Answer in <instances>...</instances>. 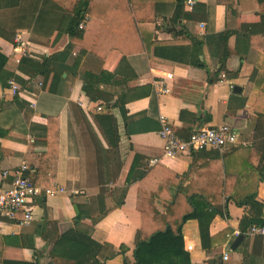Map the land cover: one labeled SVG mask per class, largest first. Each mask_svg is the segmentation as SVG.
I'll use <instances>...</instances> for the list:
<instances>
[{"label":"crops","instance_id":"obj_1","mask_svg":"<svg viewBox=\"0 0 264 264\" xmlns=\"http://www.w3.org/2000/svg\"><path fill=\"white\" fill-rule=\"evenodd\" d=\"M133 1L134 12L121 0H84L83 47L63 33L69 14L56 2L0 0V172L24 162L32 181L36 167L50 178L35 186L65 189L35 197L26 225H0V264H131L138 193L163 213L181 187L225 203L209 220L208 237L229 230L221 243L202 247L198 221L185 220L186 264H264V238L245 234L264 215V180L242 206L217 196L221 165L258 167L264 177V90L254 82L258 53L264 55V0H194L191 10L183 0ZM17 33L26 42L21 49L14 48ZM8 80L19 86L16 95ZM157 81L169 92L157 94ZM87 83L92 102L82 90ZM159 115L180 138L227 124L236 142L223 151L161 157ZM234 231L241 238L230 248ZM62 236L76 246L60 243ZM77 243L86 252L65 258L69 248L84 249Z\"/></svg>","mask_w":264,"mask_h":264},{"label":"trees","instance_id":"obj_2","mask_svg":"<svg viewBox=\"0 0 264 264\" xmlns=\"http://www.w3.org/2000/svg\"><path fill=\"white\" fill-rule=\"evenodd\" d=\"M60 5V8L66 11L67 15L66 25L64 27L63 33H66L70 37H75L81 40L82 46L84 47V27L82 29H77V23L81 19L82 14L84 13V0H52ZM180 1V0H176ZM123 5H126L127 9L134 12L135 2L133 0H121ZM128 4L130 6L128 7ZM62 18V17H61ZM226 38V34L218 35V37ZM66 48H69L67 46ZM43 58L40 62H36L35 67L42 66L41 64L45 62ZM73 57H69L66 60V65L71 64ZM21 61H29L27 59H22ZM20 61V62H21ZM74 61V60H73ZM73 63V62H72ZM219 65V69L222 68L223 61L218 59L216 61ZM255 67L257 73L255 76L254 82L261 84L262 90H264V55L263 53H258V59L255 62ZM36 69V68H35ZM218 69V70H219ZM89 77H93V82H95L96 74L92 73ZM82 80L84 81V72L81 73ZM83 92L88 95L89 100L92 102L93 93L92 86L87 83V85L82 86ZM49 118V117H48ZM114 133L108 127V133ZM39 156L38 160L41 163L42 158ZM258 167H235L234 169H229L225 165L219 167L220 175L222 177L220 185L222 188L217 191V196L219 197L223 193L224 197L227 200H231L234 204L242 206L247 198H252L256 192V185L259 181L264 180V177L259 174ZM36 176L32 183L45 182L46 184L50 178L44 177L42 172V167H36ZM144 173H137V181L143 178ZM253 176L255 179H253ZM253 179L252 187H248L247 184ZM125 187H122L120 190L121 196L124 193ZM189 196H199L202 198L203 202H194L189 200ZM100 197V196H98ZM136 199V210L140 215V227H139V238L134 247L133 258L134 261L131 264H186L188 263L187 254L182 250V238H181V225L182 223L189 219L194 218L198 221V233L199 239L202 247L211 246L216 242L221 243L229 230L225 229L222 232L218 233L215 236L208 237L207 234V224L209 220L215 214H223V208L225 203L219 199L211 201V198L207 194L203 193H189L187 188L181 187L178 189L176 194L172 198V202L166 206L165 212L158 213L155 211L151 202L143 201L139 193ZM189 200V201H188ZM122 201V198L118 200L116 205H119ZM97 202L95 204H98ZM115 205L110 204L103 212L100 213V216L106 212L112 210ZM95 221V220H92ZM261 221V220H260ZM260 221L256 222L259 223ZM238 234H241V231H238ZM61 237L60 243L66 245L74 244L76 242L72 240H67ZM204 241H207L205 244ZM78 246H80V243ZM84 249L71 250L69 248V253H66L65 258H71L76 260L83 252H86V245L80 246ZM215 262L211 261L209 264H214ZM102 264V263H100ZM124 264H129L124 262Z\"/></svg>","mask_w":264,"mask_h":264},{"label":"built area","instance_id":"obj_3","mask_svg":"<svg viewBox=\"0 0 264 264\" xmlns=\"http://www.w3.org/2000/svg\"><path fill=\"white\" fill-rule=\"evenodd\" d=\"M194 0H183V5L186 10H191ZM86 21V16L82 14L81 19L77 23V29H82ZM198 27L202 28L203 23H198ZM14 48L21 49L26 45L20 33L15 34L13 38ZM223 76L219 73V77ZM155 92L157 94L168 93L169 90L162 82H154ZM8 90L12 95H16L19 86L12 80L7 81ZM77 105L81 106V101H77ZM33 106V102L29 103ZM100 109L99 106L96 107ZM159 129L157 134L162 140L161 157L174 158L178 155L188 154L194 151L204 149H214L223 151L228 146L236 142L237 134L227 124L216 126H203L191 131L185 138H180L175 135L172 127L167 123L163 116H158ZM159 158H153L150 163L158 161ZM30 168L24 162H21L17 167L4 169L0 172V225L2 223L13 222L18 225H26L32 218L33 199L40 195L54 196L64 193L63 187L52 185L50 187H37L32 183L29 177ZM245 234L249 236H259L264 238V215L259 223L251 224L245 230ZM233 235H238L234 231ZM185 250H191L190 244H184ZM227 258L226 254L222 255V259Z\"/></svg>","mask_w":264,"mask_h":264},{"label":"water","instance_id":"obj_4","mask_svg":"<svg viewBox=\"0 0 264 264\" xmlns=\"http://www.w3.org/2000/svg\"><path fill=\"white\" fill-rule=\"evenodd\" d=\"M233 90H236V87H235V86L233 87ZM240 238H241V235H240V234L237 235V236L234 238V240L232 241V243H231V245H230V248H233L234 245L237 244V242L240 240Z\"/></svg>","mask_w":264,"mask_h":264}]
</instances>
